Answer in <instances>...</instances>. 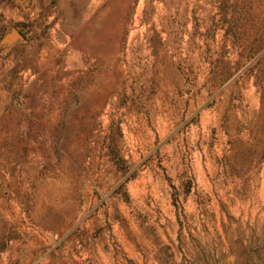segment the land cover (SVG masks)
<instances>
[{"label":"rangeland","instance_id":"374dc122","mask_svg":"<svg viewBox=\"0 0 264 264\" xmlns=\"http://www.w3.org/2000/svg\"><path fill=\"white\" fill-rule=\"evenodd\" d=\"M0 264H264V0H0Z\"/></svg>","mask_w":264,"mask_h":264},{"label":"water","instance_id":"95a60500","mask_svg":"<svg viewBox=\"0 0 264 264\" xmlns=\"http://www.w3.org/2000/svg\"><path fill=\"white\" fill-rule=\"evenodd\" d=\"M16 37L21 38V34L16 30H12L10 33H7L2 40L3 41H9V40H12Z\"/></svg>","mask_w":264,"mask_h":264}]
</instances>
